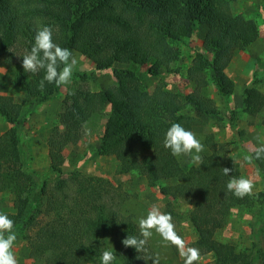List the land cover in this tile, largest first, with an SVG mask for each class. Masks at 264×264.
I'll list each match as a JSON object with an SVG mask.
<instances>
[{"label": "trees", "instance_id": "obj_1", "mask_svg": "<svg viewBox=\"0 0 264 264\" xmlns=\"http://www.w3.org/2000/svg\"><path fill=\"white\" fill-rule=\"evenodd\" d=\"M234 2L0 0V58L8 64L14 83L23 92V102L16 101L12 95L0 94V115L11 124L0 135V194L19 193L14 198L15 212L0 214L13 220V231L22 234L28 242L32 264H87L92 258L100 257L107 239L115 242L120 258L113 264H152L151 259H138L135 249L123 246L122 240L127 235H140L133 215L126 214L124 208L131 196L104 177L77 170L65 175L61 168L56 169L59 177L54 188L47 189L48 180L41 187V192L48 196V213L56 215L55 219L41 223L33 213L32 196L39 176L26 168L27 153L17 125L25 112L31 110L30 107L24 110L25 104L52 100L62 88L46 82L41 91L39 82L45 71L25 73L22 68V56L30 52L36 30L50 27L56 44L79 51L98 69L134 62L150 64V72L158 74L180 58V50L170 41L191 38L198 24L207 27L204 51H198L187 68L193 89L185 98L163 85L148 92L141 87L134 70L115 67L117 85L73 95L72 104L60 114L64 129L55 128L50 134L49 151H62L66 144L77 143L84 123L111 103L114 113L106 122L98 153L114 155L119 171H137L151 185L172 181L160 186V191L191 204L187 219L197 233L194 245L199 254L213 253L216 264H264V235L256 219L252 222L255 239L243 250L215 237L234 208L256 202L254 194L240 199L227 190L229 180L241 176L239 164L218 151L212 135L206 137L210 152L188 169L163 145L165 133L173 123L190 131L192 126L203 123L199 116L186 111L188 107L198 113H218L215 99L205 93L210 82L221 96H229L234 91L235 83L226 66L238 52L245 51L260 37L256 20L236 13ZM259 82L255 78L243 89V110L251 116L264 111V91L259 89ZM138 143L151 147L152 152L137 155ZM253 153L251 160L264 177V159H255ZM224 167L232 169L229 175L224 174ZM165 213L171 215L173 224L183 217L172 202L168 203ZM154 253L147 242L146 251L139 255L157 256ZM163 263L159 259V264Z\"/></svg>", "mask_w": 264, "mask_h": 264}, {"label": "rangeland", "instance_id": "obj_2", "mask_svg": "<svg viewBox=\"0 0 264 264\" xmlns=\"http://www.w3.org/2000/svg\"><path fill=\"white\" fill-rule=\"evenodd\" d=\"M233 9L236 13H242L247 18H253L259 25L260 37L245 51H240L226 66V72L234 80V91L229 96H221L213 82L205 88V93L215 99L218 107L217 114L198 113L188 107L187 112L199 116L203 123L192 126V132L202 143L203 151L190 156L178 157L182 167L188 169L199 161L192 157L210 152L206 144V137L212 135L217 143L218 151L229 155L233 162L239 164L241 176L253 181V194L256 202L252 206H238L233 209L226 225L217 230L215 237L222 242H229L236 246L237 250H243L250 246L255 239L252 231V222L256 219L260 226V233L264 235V177L252 162L250 154L254 148L264 143V111L257 116H251L243 110V89L252 80L257 78L259 89L264 91V0H235ZM207 27L198 24L192 37L183 41L171 40L170 43L180 50V58L173 62L170 68H163L160 73L153 74L149 70L150 64L139 65L134 62L116 63L107 69H98L95 63L77 50H72L77 64L73 69L72 82L62 85L57 96L49 101L34 105L25 104L27 110L23 118L19 120L18 128L21 132V140L27 153L26 168L39 176L37 189L32 196L33 213L41 223L53 220V213H48V196L41 192L44 180H48L47 189H52L57 184L59 177L56 169L61 168L66 174L71 171H81L90 176H101L110 180L115 186L120 185L130 194L129 202L124 207L126 214L133 215L136 224L142 217L156 206L162 213L169 202L182 212V219L175 222V233L179 238L176 244L164 241L153 230L152 237L148 240L154 254H157L163 264H184L182 251L195 248L197 233L192 223L187 219V214L192 206L183 199H173L165 196L160 191V186L172 183L163 180L157 185H151L146 176L137 171H119V162L114 155H101L98 153L101 137L106 122L114 113L112 104L107 103L103 110L93 114L94 116L84 123L82 137L77 143H68L62 151L51 153L48 147V139L55 128L64 129L61 124L60 114L66 106L72 104L73 95L84 91H102L117 85L114 68L134 70L139 76L141 87L153 92L158 85H163L166 90L178 92L183 98L189 94L193 85L187 78V68L191 65L198 51H204L203 39ZM0 94L12 95L16 101L23 102V92L14 83L8 64L0 58ZM81 94V95H82ZM102 112V113H101ZM9 124L0 115V135L7 130ZM152 148L138 143L137 155L149 154ZM239 177V178H240ZM17 192H4L0 194V212H15L14 198ZM258 215V216H257ZM16 233L14 252L18 264H32L29 256L30 247L22 234ZM112 251L117 256L115 242L107 239L102 251ZM101 253V255H102ZM100 257H94L87 264H101ZM195 264H216L213 253L199 254Z\"/></svg>", "mask_w": 264, "mask_h": 264}, {"label": "clouds", "instance_id": "obj_3", "mask_svg": "<svg viewBox=\"0 0 264 264\" xmlns=\"http://www.w3.org/2000/svg\"><path fill=\"white\" fill-rule=\"evenodd\" d=\"M52 29L48 26L40 27L36 30L34 44L29 53L23 55L22 68L25 73H38L40 70L45 71L43 79L39 82V89L43 91L47 83H55L57 86L68 85L72 82L73 69L77 64L76 58L67 48H62L53 41ZM63 65L61 68L60 66ZM163 145L171 151L175 157L190 156L193 153L203 151L202 143L196 138L195 134L186 130L181 124L173 123L166 131ZM254 158L264 159V143L254 148ZM196 161H200L201 157L195 155L192 157ZM232 169L223 168L225 175H229ZM227 190L232 192L237 198L243 199L245 196L253 194V181L243 177L232 178L227 183ZM140 230L139 237L127 235L122 240L125 248L131 247L136 250L138 259L148 261L152 260V264H159L158 256H142L139 255L146 251L148 240L155 230L161 238L171 244H176L179 239L175 233V226L172 223L170 214L162 213L156 206L148 212L146 217H142L138 221ZM14 221L7 215L0 214V264H18L14 243L17 239L16 233L13 231ZM7 234V235H6ZM184 264H195L199 258V252L195 248H189L182 251ZM116 256L112 251H104L101 255V264H113Z\"/></svg>", "mask_w": 264, "mask_h": 264}, {"label": "crops", "instance_id": "obj_4", "mask_svg": "<svg viewBox=\"0 0 264 264\" xmlns=\"http://www.w3.org/2000/svg\"><path fill=\"white\" fill-rule=\"evenodd\" d=\"M233 60V59H232Z\"/></svg>", "mask_w": 264, "mask_h": 264}]
</instances>
